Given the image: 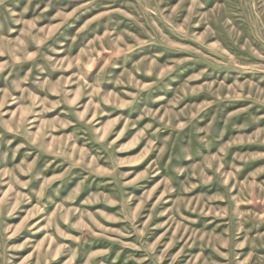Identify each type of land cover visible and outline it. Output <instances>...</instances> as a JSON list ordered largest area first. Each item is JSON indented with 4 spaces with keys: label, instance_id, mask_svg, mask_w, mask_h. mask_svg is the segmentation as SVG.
<instances>
[{
    "label": "rangeland",
    "instance_id": "1",
    "mask_svg": "<svg viewBox=\"0 0 264 264\" xmlns=\"http://www.w3.org/2000/svg\"><path fill=\"white\" fill-rule=\"evenodd\" d=\"M0 264H264V0H0Z\"/></svg>",
    "mask_w": 264,
    "mask_h": 264
}]
</instances>
